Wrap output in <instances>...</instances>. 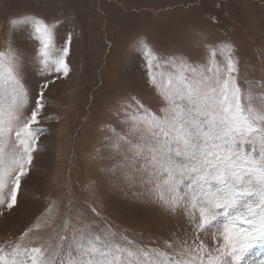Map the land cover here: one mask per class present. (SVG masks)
<instances>
[{
    "label": "rangeland",
    "instance_id": "obj_1",
    "mask_svg": "<svg viewBox=\"0 0 264 264\" xmlns=\"http://www.w3.org/2000/svg\"><path fill=\"white\" fill-rule=\"evenodd\" d=\"M14 17L56 23L57 48L69 34L72 41L69 74L47 77L54 80L45 90L47 131L21 178L18 205L0 215V245L17 242L34 223L40 229L23 243L38 246L51 239L55 245L65 220L78 219L94 231L111 230L118 239L171 254L167 245L190 237V225L182 212H166L149 193L146 174L138 170L144 161L132 158L137 138L129 136L117 150L114 132H128L124 105L130 98L157 114L163 106L150 82L152 55V74L166 77L177 69L158 63L177 57L195 67L223 66L220 50L230 45L238 86L264 91V0H0V51H16L25 87L35 96L45 82L38 41L30 23L11 25ZM201 238L214 246L210 233ZM261 259L264 243L242 264Z\"/></svg>",
    "mask_w": 264,
    "mask_h": 264
},
{
    "label": "snow or ice",
    "instance_id": "obj_2",
    "mask_svg": "<svg viewBox=\"0 0 264 264\" xmlns=\"http://www.w3.org/2000/svg\"><path fill=\"white\" fill-rule=\"evenodd\" d=\"M30 23L38 41L37 56L45 82L32 96L19 72L20 57L9 46L0 51V215L18 205L21 178L33 165V154L47 131L42 126L45 90L56 74L67 76L72 35L55 45L56 23L43 18H10L11 25ZM224 64L203 67L173 57L164 64L171 75L149 77L162 96L159 114L135 97L125 103L126 135H116L120 150L135 136L133 159L154 201L170 214L182 212L190 237L159 248L134 245L111 230L65 220L62 234L38 246L23 241L40 229L34 223L7 248L0 245V264H242L247 253L264 243V91L242 90L237 84L238 61L230 45L221 50ZM148 55V53H146ZM215 55V52L213 53ZM30 113V114H29ZM52 205L46 208L51 213ZM211 234L209 247L201 234ZM188 239L191 243H188ZM264 264V259L258 261Z\"/></svg>",
    "mask_w": 264,
    "mask_h": 264
}]
</instances>
